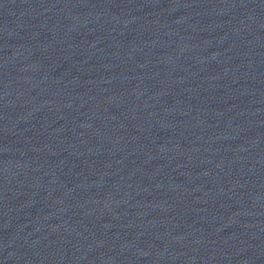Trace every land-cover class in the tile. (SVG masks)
I'll return each mask as SVG.
<instances>
[{"label":"water","instance_id":"95a60500","mask_svg":"<svg viewBox=\"0 0 264 264\" xmlns=\"http://www.w3.org/2000/svg\"><path fill=\"white\" fill-rule=\"evenodd\" d=\"M0 264H264V0H0Z\"/></svg>","mask_w":264,"mask_h":264}]
</instances>
